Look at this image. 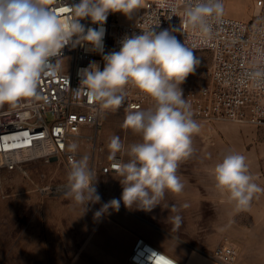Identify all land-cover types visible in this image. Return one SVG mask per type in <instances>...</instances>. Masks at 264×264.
<instances>
[{
    "label": "clouds",
    "instance_id": "obj_1",
    "mask_svg": "<svg viewBox=\"0 0 264 264\" xmlns=\"http://www.w3.org/2000/svg\"><path fill=\"white\" fill-rule=\"evenodd\" d=\"M141 7L143 0H79L70 7L72 19L65 20L47 6V0H0V105H15L35 96L42 74L55 75L59 65L52 58L61 57L65 46L88 44L102 51L108 15L131 17ZM222 14L221 0H194L184 9L185 22L205 33L211 30L210 19ZM85 18L100 27H86L80 22ZM174 31L153 28L126 36L119 51L103 55L102 70L96 64L82 70L80 85L102 109H118L129 84L154 102L125 116L123 126L139 135V142L125 147L119 136L110 138V158L121 152L128 156L115 169L122 194L103 204L95 218L108 209L119 211L121 201L128 209L151 211L166 193L180 194L185 187L178 167L192 157L193 136L201 126L180 86L196 72L200 61ZM76 147L70 146L73 151ZM88 159L85 155L71 161L66 185V195L85 211L90 202L101 200ZM212 176L215 189L237 212L247 210L256 194L264 193L254 182L247 157L238 152L225 155L212 169ZM155 255L159 264H176L163 253Z\"/></svg>",
    "mask_w": 264,
    "mask_h": 264
},
{
    "label": "built area",
    "instance_id": "obj_2",
    "mask_svg": "<svg viewBox=\"0 0 264 264\" xmlns=\"http://www.w3.org/2000/svg\"><path fill=\"white\" fill-rule=\"evenodd\" d=\"M79 0H47L59 17L72 19L71 6ZM194 0H146L144 6L130 22H118L115 13L108 15L103 39V49L93 50L88 44H71L62 50V56L52 58L59 65L55 75L42 74L35 96L18 101L0 110V178L4 172L23 170L26 163L51 158L71 165L79 156L83 140L94 142L101 126L103 113L83 85L82 70L96 64L101 70L103 55L119 51L126 36L155 29H175L173 34L193 51L209 50L212 63L210 83L205 86L187 84L183 97L191 104L198 123H236L264 128V0H253L249 19L231 17L225 13L226 0H221L223 14L210 19V32L193 28L185 22L184 9ZM86 27L99 28L90 19L80 21ZM112 36H114L111 44ZM154 102L129 84L125 99L114 111L129 113L152 107ZM92 130L93 133H86ZM75 144V151L70 146ZM101 149V147H100ZM121 157L111 158L101 173H117ZM42 192L66 191V185H45ZM163 253L158 247L137 237L128 257L130 264H152L159 260L155 254ZM176 261V264H185ZM238 256L237 247L231 242L218 245L212 257L220 264H233Z\"/></svg>",
    "mask_w": 264,
    "mask_h": 264
},
{
    "label": "crops",
    "instance_id": "obj_3",
    "mask_svg": "<svg viewBox=\"0 0 264 264\" xmlns=\"http://www.w3.org/2000/svg\"><path fill=\"white\" fill-rule=\"evenodd\" d=\"M227 15L247 17L245 10L238 9L229 10ZM202 125L200 131L207 139L210 154L219 158L231 152L243 154L254 182L264 188V128L236 123ZM111 174L117 173L104 175ZM66 191L60 196L43 197L40 204L23 202L1 207L0 264H130L128 257L137 237H144L185 264H220L212 257L217 244L195 246L123 205L119 211L108 209L95 218V212L106 203L102 191L97 190L100 202H90L86 211ZM215 194L222 197L217 191ZM26 199L40 198L30 192L23 201ZM231 206L230 215L227 210L221 212L230 216V227L238 230L233 235L238 236L235 239L241 249L245 245H264V193H257L245 211L237 212Z\"/></svg>",
    "mask_w": 264,
    "mask_h": 264
},
{
    "label": "rangeland",
    "instance_id": "obj_4",
    "mask_svg": "<svg viewBox=\"0 0 264 264\" xmlns=\"http://www.w3.org/2000/svg\"><path fill=\"white\" fill-rule=\"evenodd\" d=\"M144 2L146 0H143V6ZM141 9L142 7L136 10L131 17L115 13L114 18L118 22H130ZM237 9L245 10L247 17L244 19H249L253 12V0H226V14L229 10ZM113 39L114 36H112L111 44ZM193 52L200 63L196 72L189 75L180 86L182 89L187 84L205 86L211 81L209 77V69L212 63L211 51L198 50ZM11 106L13 105H0V110ZM126 114L120 111L106 110L103 113L96 140L92 143L83 140L79 144L77 160L85 155L88 156V165L96 178V190L102 191L106 203L112 199H120L122 194L118 174L104 175L101 173V167L105 166L111 159L108 149L110 138L114 135L119 136L125 147L139 142L141 139L139 135L123 126ZM198 124L202 128V123ZM86 133L90 134L93 131L86 130ZM206 143L207 139L201 131L193 136L194 153L191 158L181 162L178 167V175L185 184L180 194L166 193L151 211L146 212L135 208L133 210L138 216L151 219L153 222L166 227V230L186 238L195 246L203 248L207 245L217 246L225 241L233 243L239 249L233 264H264V245H245L242 246V250L238 239H235L238 236L233 235L234 233L236 235L238 230H233L230 227V216L225 217V214L222 213L223 210H227L228 215H230L232 206L227 202L226 197L216 196L217 190L214 187L212 169L223 158L211 155ZM116 156L121 157L123 162L128 160V156L123 152L117 153ZM70 168L71 165L60 160L50 162L36 160L26 163L23 170L4 172L0 178V210L3 205H16L23 202L40 204L43 197L60 196L63 192L57 190L42 192L40 188L45 185L54 187L67 185V175ZM30 192L36 193L40 199L23 201ZM121 205H123L122 201Z\"/></svg>",
    "mask_w": 264,
    "mask_h": 264
},
{
    "label": "water",
    "instance_id": "obj_5",
    "mask_svg": "<svg viewBox=\"0 0 264 264\" xmlns=\"http://www.w3.org/2000/svg\"><path fill=\"white\" fill-rule=\"evenodd\" d=\"M56 160H57L56 157L51 158V161H56Z\"/></svg>",
    "mask_w": 264,
    "mask_h": 264
}]
</instances>
